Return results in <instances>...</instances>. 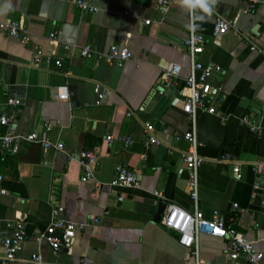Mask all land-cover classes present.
I'll list each match as a JSON object with an SVG mask.
<instances>
[{
  "label": "crops",
  "instance_id": "1",
  "mask_svg": "<svg viewBox=\"0 0 264 264\" xmlns=\"http://www.w3.org/2000/svg\"><path fill=\"white\" fill-rule=\"evenodd\" d=\"M93 2L96 13L81 11L74 0H0V18L18 20L29 38L0 31V114L15 115L23 133L49 124V139L63 144L62 151L25 141L15 151L0 150V259L1 239L20 216L26 238L14 264H30L38 252L48 264H249L243 255L229 257L226 239L207 235L200 237L196 258L175 232L154 221L159 199L193 209L182 160L187 143L176 139L189 128L182 111L190 67L182 44L191 23L188 11L178 1L165 13L157 0ZM197 15L204 16L192 20L204 38L197 59L221 66L210 81L223 96L214 102V113L197 114L203 158L199 207L205 218L214 210L223 213L227 225L262 252L264 264V172L252 168L264 162V7L250 11L246 0H217L211 15L199 10ZM216 17L237 20L227 32L213 35ZM51 32H56L54 41ZM84 44L99 55L112 44L124 45L133 57L122 65L97 55L84 58L79 54ZM36 51L59 58L61 66L34 65ZM173 65L180 68L177 76H167ZM58 88L67 93L66 100L56 98ZM8 98L21 102L10 105ZM244 118L260 130H250ZM146 121L154 125L158 144L146 143ZM124 135L133 139L127 148L106 140ZM94 147L99 148L94 174L81 181L77 158ZM222 152L239 164V179L231 163L219 161ZM117 164L137 176L139 188L110 184ZM54 201L63 205L65 218L87 224L69 250L56 253L35 240L50 220Z\"/></svg>",
  "mask_w": 264,
  "mask_h": 264
},
{
  "label": "built area",
  "instance_id": "2",
  "mask_svg": "<svg viewBox=\"0 0 264 264\" xmlns=\"http://www.w3.org/2000/svg\"><path fill=\"white\" fill-rule=\"evenodd\" d=\"M176 1L178 0H157V7L160 12L165 13L170 5ZM246 2L247 9L250 11L259 6L264 7V0H246ZM74 3L83 12L96 13L99 10L93 0H74ZM188 16L191 23L188 34L183 39L182 44L189 56L190 67L188 75L185 78L186 90L184 92L185 99L182 105V111L188 118L189 128L184 133L176 135V139L183 140L187 143L182 160L188 172V184L190 186L189 197L193 204V209L188 211L176 204L168 203L161 214L160 223L164 228L175 232L179 244L185 248L192 249L196 258L199 252L200 237L207 235L226 239V249L231 259L235 260L240 255H243L249 264H260L263 258L262 252L257 251L254 248L253 242L245 235L235 228L228 226L223 213L214 210L211 218H205L199 207L198 169L203 162V158L198 152L197 114L200 110L214 113V102L222 100L223 96L220 94V88L210 81L212 75L221 72L222 68L213 62L203 63L197 59V55L204 50V38L202 34L195 31V29L193 30L191 27L193 17L190 12H188ZM236 20V17L232 19L216 17L212 34L219 35L227 32L234 26ZM144 23L149 24L150 20L146 19ZM0 31L15 38H21L24 41L29 39L22 24L15 19L0 18ZM49 37L54 41L56 39V32H51ZM64 48L69 49L70 45L64 44ZM250 48L254 50L255 46H251ZM79 54L84 58L97 55V57H103L106 61L116 65H122L125 61L133 57L132 51L127 46L117 44H112L108 52L104 55L96 54L90 44H84L79 47ZM32 63L36 66L41 63L47 66H61V60L59 58H54L50 54L41 55L38 51L33 54ZM179 69L178 65H173L167 73V76H177ZM94 92L98 97H101L99 85L95 86ZM56 98L66 100L68 96L62 88H58ZM20 102L18 98H8L7 100V103L10 105H19ZM262 114L264 115V106L262 108ZM244 122L249 126L250 130H260V126L253 124L250 119L244 118ZM0 125L2 126V129H0V150L2 152L15 151L22 141L37 143L44 148H51L55 151L63 150V144L60 140L52 141L49 139L48 134L51 129L49 124H45L41 131L30 130L23 133L19 130V122L15 115L1 113ZM143 127L147 133L146 143L148 145L158 144L159 140L154 133V125L146 121L143 123ZM106 140L109 143L118 141L124 148L129 147L133 142L130 135L108 136ZM98 153L99 148L94 147L83 150L79 154L77 161L82 168L81 181L92 178ZM218 159L224 164L231 163L234 177L236 179L241 177L239 164L233 160L229 152H222ZM252 168L258 173L264 172V162H255L252 164ZM110 184L120 187H140V181L137 176L123 164L116 165L115 177ZM154 195L160 196V193L154 192ZM232 206L233 208H237L238 204L233 203ZM92 222H98V219L93 218ZM86 225L85 223L65 218L63 205L54 201L50 211V220L35 236V240L38 242H46L54 253L64 249L69 250L74 244L77 235L84 230ZM25 238V222L22 217L17 216L12 225L11 234L1 239L4 255L0 259V264H14L17 252L22 247ZM29 263L48 264L39 252L30 257Z\"/></svg>",
  "mask_w": 264,
  "mask_h": 264
},
{
  "label": "clouds",
  "instance_id": "3",
  "mask_svg": "<svg viewBox=\"0 0 264 264\" xmlns=\"http://www.w3.org/2000/svg\"><path fill=\"white\" fill-rule=\"evenodd\" d=\"M178 3L192 14L193 21H195L197 19H204V16L197 15V10L204 14L211 15V13L213 12V7L217 3V0H178ZM191 27L194 30L196 27L195 23H193Z\"/></svg>",
  "mask_w": 264,
  "mask_h": 264
},
{
  "label": "water",
  "instance_id": "4",
  "mask_svg": "<svg viewBox=\"0 0 264 264\" xmlns=\"http://www.w3.org/2000/svg\"><path fill=\"white\" fill-rule=\"evenodd\" d=\"M166 206V201L164 199H159L157 204L156 213L154 216V221L160 222L161 214Z\"/></svg>",
  "mask_w": 264,
  "mask_h": 264
}]
</instances>
